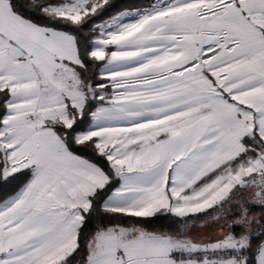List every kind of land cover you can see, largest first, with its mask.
<instances>
[{
    "label": "snow or ice",
    "instance_id": "6c2138e0",
    "mask_svg": "<svg viewBox=\"0 0 264 264\" xmlns=\"http://www.w3.org/2000/svg\"><path fill=\"white\" fill-rule=\"evenodd\" d=\"M0 264H264V0H0Z\"/></svg>",
    "mask_w": 264,
    "mask_h": 264
},
{
    "label": "trees",
    "instance_id": "16d2710c",
    "mask_svg": "<svg viewBox=\"0 0 264 264\" xmlns=\"http://www.w3.org/2000/svg\"><path fill=\"white\" fill-rule=\"evenodd\" d=\"M162 221H158L157 223H161Z\"/></svg>",
    "mask_w": 264,
    "mask_h": 264
}]
</instances>
